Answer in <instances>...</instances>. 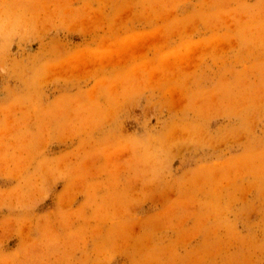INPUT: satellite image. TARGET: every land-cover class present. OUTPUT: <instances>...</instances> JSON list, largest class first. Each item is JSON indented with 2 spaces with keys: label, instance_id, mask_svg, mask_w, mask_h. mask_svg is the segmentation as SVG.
I'll use <instances>...</instances> for the list:
<instances>
[{
  "label": "rangeland",
  "instance_id": "1",
  "mask_svg": "<svg viewBox=\"0 0 264 264\" xmlns=\"http://www.w3.org/2000/svg\"><path fill=\"white\" fill-rule=\"evenodd\" d=\"M0 264H264V0H0Z\"/></svg>",
  "mask_w": 264,
  "mask_h": 264
}]
</instances>
